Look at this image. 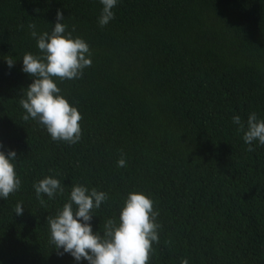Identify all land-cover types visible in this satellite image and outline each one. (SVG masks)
<instances>
[{
	"label": "trees",
	"instance_id": "16d2710c",
	"mask_svg": "<svg viewBox=\"0 0 264 264\" xmlns=\"http://www.w3.org/2000/svg\"><path fill=\"white\" fill-rule=\"evenodd\" d=\"M101 7L0 0V144L16 150L21 179L0 199V264H74L56 254L46 219L74 184L108 193L94 231L118 219L128 192L151 198L160 228L149 264H264V145L249 150L232 122L264 118V0H118L103 27ZM57 9L92 53L80 78H54L82 116L75 144L53 141L20 105L31 83L20 59L39 54L28 25L48 30ZM46 175L63 194L37 198Z\"/></svg>",
	"mask_w": 264,
	"mask_h": 264
},
{
	"label": "clouds",
	"instance_id": "9594fccd",
	"mask_svg": "<svg viewBox=\"0 0 264 264\" xmlns=\"http://www.w3.org/2000/svg\"><path fill=\"white\" fill-rule=\"evenodd\" d=\"M101 11L98 23L101 27L114 19L113 9L118 0H99ZM64 21L63 12L56 11L53 25L44 31H38L35 24H29V35L36 41L39 54L26 52L20 59L21 71L31 77L20 105L24 110L23 119L36 120L44 126L53 141H64L68 144L78 143L82 130L79 121L80 112L70 105L62 95L54 78L60 81L78 79L84 69L92 64L89 44L81 37L74 36ZM8 67L15 60H5ZM233 124L243 133L242 139L249 150L253 142L264 145V118L256 112L248 114L242 122L240 115L232 117ZM18 160L16 150L5 149L0 144V199L6 200L10 194L21 187L15 161ZM126 160H117L118 167H126ZM36 196L42 194L49 199L63 194L64 187L60 179L46 175L33 184ZM108 200V193L95 187L88 188L82 184H74L67 201L54 216L47 217L50 243L58 256L69 255L74 264H149V253L152 244L159 241L157 221L159 213L153 209V201L140 191L127 193L119 209L118 219L109 218L103 230H93V210L99 209ZM24 206L17 203L16 215H22ZM181 264H188L187 258Z\"/></svg>",
	"mask_w": 264,
	"mask_h": 264
}]
</instances>
